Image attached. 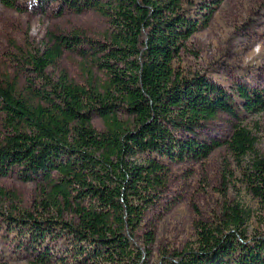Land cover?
<instances>
[{
    "label": "trees",
    "instance_id": "trees-1",
    "mask_svg": "<svg viewBox=\"0 0 264 264\" xmlns=\"http://www.w3.org/2000/svg\"><path fill=\"white\" fill-rule=\"evenodd\" d=\"M23 1L57 15L95 10L109 31L102 42L49 34L27 55L34 78L20 89L0 85V176L17 168L22 180L37 183L31 210L0 206L1 226L17 238L16 254L27 264H149L152 258V264H264V153L256 125L245 123L264 111V67L258 85H223L174 66L217 1L194 3L193 13L183 0ZM19 3L0 0L12 8ZM63 50L89 58L105 80L96 82L88 69L85 86L61 69L51 79L45 68ZM221 113L228 117L226 139L203 136ZM92 114L104 131L92 128ZM221 145L234 168H224L221 182L236 196L223 197L208 220L192 222L191 242L152 256L153 231L144 219L163 198L169 163L200 162ZM8 263L0 250V264Z\"/></svg>",
    "mask_w": 264,
    "mask_h": 264
},
{
    "label": "rangeland",
    "instance_id": "rangeland-1",
    "mask_svg": "<svg viewBox=\"0 0 264 264\" xmlns=\"http://www.w3.org/2000/svg\"><path fill=\"white\" fill-rule=\"evenodd\" d=\"M213 0H183L182 8L193 13L197 7L212 5ZM207 25L194 32L185 43L174 63L183 74L197 72L223 85L236 81L261 83L264 67V0H216ZM198 10V9H197ZM42 12L30 4L15 7L0 4V85L14 82L20 89L34 73L26 62L28 54L41 47L49 34L79 33L90 39L104 41L109 26L106 18L92 9L74 12L65 10L60 15L48 10ZM61 69L74 83L85 86L88 69L96 82H103L105 75L89 58L81 59L75 52L63 50L54 66L45 73L55 78ZM36 81V80H35ZM124 119V115H120ZM96 132L105 130L103 120L97 115L90 117ZM254 132L257 146L264 153V111L245 120ZM228 117L218 114L203 130V136L224 140L229 134ZM3 116L0 113V140L4 136ZM228 165V166H227ZM234 172L223 145L215 148L200 162L169 163L166 190L159 204L146 213L144 224L153 231L152 256L163 248L181 249L193 239L192 222L208 220L219 208L223 197L236 196L235 188L224 187L221 179L224 168ZM0 206L8 211L31 210L37 196L35 180L24 181L17 168L0 176ZM224 194V195H223ZM244 203H254L241 192ZM0 220V250L9 256L8 264H27V259L16 254L17 238L13 231L3 228ZM152 258L149 264H152Z\"/></svg>",
    "mask_w": 264,
    "mask_h": 264
}]
</instances>
